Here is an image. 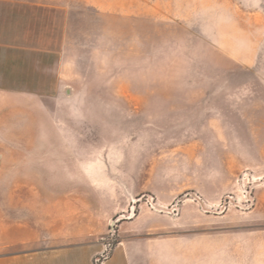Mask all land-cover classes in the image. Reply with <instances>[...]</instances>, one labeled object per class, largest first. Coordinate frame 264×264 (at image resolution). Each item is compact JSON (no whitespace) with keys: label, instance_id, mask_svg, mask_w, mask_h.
Listing matches in <instances>:
<instances>
[{"label":"rangeland","instance_id":"1","mask_svg":"<svg viewBox=\"0 0 264 264\" xmlns=\"http://www.w3.org/2000/svg\"><path fill=\"white\" fill-rule=\"evenodd\" d=\"M26 2L76 94L28 100L0 187L94 259L125 241L147 264H264V0Z\"/></svg>","mask_w":264,"mask_h":264},{"label":"crops","instance_id":"2","mask_svg":"<svg viewBox=\"0 0 264 264\" xmlns=\"http://www.w3.org/2000/svg\"><path fill=\"white\" fill-rule=\"evenodd\" d=\"M27 4L26 0H0V176L3 177L23 174L24 169L11 166L19 154H12L11 145L26 143L27 139L20 136L11 139L5 129L25 126L21 114L28 100L42 108L44 97H52L62 107L60 111H65L76 94V90L68 89V80L63 75L64 47L44 49L42 35L29 32L42 25V15L35 13L34 20L28 18L32 10L27 6L37 3ZM27 42L35 44L28 47ZM0 190L3 192L0 264H95L94 257L102 250L99 243L85 239L75 242L74 233H69L63 224L61 227L57 220H48L44 225L36 210L28 214L23 185L3 183ZM143 255L120 241L102 264H147Z\"/></svg>","mask_w":264,"mask_h":264},{"label":"built area","instance_id":"3","mask_svg":"<svg viewBox=\"0 0 264 264\" xmlns=\"http://www.w3.org/2000/svg\"><path fill=\"white\" fill-rule=\"evenodd\" d=\"M95 261V264H102V262H103V260H104V258L102 259V260H100V258L99 257H96L95 259H94ZM96 262H99V263H96Z\"/></svg>","mask_w":264,"mask_h":264}]
</instances>
